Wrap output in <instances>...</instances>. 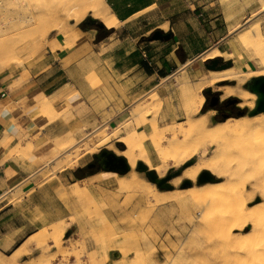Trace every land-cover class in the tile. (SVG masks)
I'll list each match as a JSON object with an SVG mask.
<instances>
[{"label":"rangeland","instance_id":"rangeland-1","mask_svg":"<svg viewBox=\"0 0 264 264\" xmlns=\"http://www.w3.org/2000/svg\"><path fill=\"white\" fill-rule=\"evenodd\" d=\"M82 1L0 0V44H2L0 51H3V58H6L7 61L2 66L0 64V79L14 78L10 84V88H13L25 81L30 72L39 74L42 79L43 76L49 74L58 75L62 73L61 69L57 71L58 68H62L69 78H78L84 74L90 76L91 72L95 70L103 79H107L113 69V64L118 58L114 55L118 48L124 47L126 51H129L131 47L138 43L142 46L159 44L164 38L162 36L160 39L153 40L152 36L155 31L162 35L168 34L169 38L171 37V33L166 32L167 23L146 34L149 29L160 21L159 16L154 11L133 19L124 26L118 24L115 28H109L110 24L107 25L105 21L101 22L100 20H96L99 22L100 28H90L87 24L81 27L80 24L90 16L88 11H86L80 22L75 23V20L70 19L62 10L79 4L80 11L82 10L83 13L84 3ZM209 2L214 4L209 7ZM262 2L264 0H189L190 8H196L195 15L200 14L194 19L186 16L188 3L185 0H170V3H166V6H169L168 14H174L172 16L174 22L178 20L183 22L188 19L198 29L194 35L191 50L201 43L199 37L206 36L209 30L212 38H220L224 35L226 29L232 30V28H235L225 37V44L219 48L220 52L213 48L202 55L198 68L195 67L198 73L194 82L190 83L184 77H176L170 79L167 85L168 90L172 93L170 98L175 106H179V109L186 115L198 113L196 118H192L193 121L198 120L199 114H206L207 127H212L217 123H221L223 114L228 116L226 120L237 119L236 106L241 102L238 98L237 103L232 104L236 110L224 111L218 114L216 109L223 101L231 98L224 97L220 89L227 86L233 87L235 82L220 81L208 85V73L211 70H208L205 64H209L211 59H218L217 66L228 61L231 62V66L226 69L233 67L243 72L260 69L258 61L248 57L250 53L239 43L234 31L236 29L243 30L248 24L259 23L260 31L264 35V10H260ZM82 7L83 9H81ZM177 11L180 12L178 14L182 15H178ZM80 13L77 12L76 16ZM216 13H221L223 16L217 15L218 21H213L216 17L211 16ZM63 18L68 20L65 21ZM205 23L209 29L203 27ZM101 28H104V30L102 31ZM105 30L108 31L107 36L99 39L98 36H102ZM86 43L89 46L86 47ZM91 43L94 45L93 52L98 53V57L91 56ZM11 49L14 54H7ZM255 49H253V53H256ZM176 52L181 53V49L179 48ZM212 54L218 55L209 58ZM240 58L246 62L249 59L250 61L243 66ZM20 72L24 77L17 76ZM110 76L111 79L105 81L115 86V90L120 95V98L115 99V101L120 100L117 103V105H120V102L126 98L124 97L125 92L123 93L125 87L132 85L131 90L134 91L137 88L138 77L126 84L118 76H112L111 74ZM105 81L103 83H106ZM245 84L246 82L241 86L243 89H245ZM197 89L204 97L205 110L203 113H200L201 108L194 111L193 98ZM150 93L136 100L121 111L119 115L109 117L105 114L102 116V120L105 119V121H100V125L96 129L86 135H84L85 130L80 131L83 136L79 140H76L70 132L61 137L47 135L45 153L42 152L43 147L27 145V152H32L35 149H37V152H42L40 158L43 163L51 157L57 160L53 166L48 165L40 177L35 176L31 181V186L36 188L41 186L43 182L50 183L49 186L52 187L50 198L48 199L46 194L39 191L34 193V203L36 206L45 207V211L46 207H50L52 223L31 236L21 248L18 256L26 252L25 247L28 243L29 250H31L30 245L35 247L32 254L22 259L19 257L16 259L14 257H0V264H238L239 260L236 253H240V250L235 246L242 240L248 242L251 247L253 244L256 245L257 240L254 237L252 238L250 233V224H247L243 230L230 229L229 224L224 226L218 224L219 220L226 219L229 216L232 208L237 210L234 199H230L228 204L224 206L202 205L194 197L192 199L189 190L194 187L205 186V184L206 186L207 184L211 185V187L208 186L209 188L206 187L205 193L207 191L227 193L225 188L227 183L225 182H227L229 171L225 169H221V174H219L220 172L216 174L212 171L211 174L209 171H204L197 175L195 184L189 179H183L184 177L181 176L183 170L193 166L202 156L196 155L179 166L171 164L169 161L162 178L179 172L168 181L171 190H158L154 184L147 181L144 173L136 170L137 163L132 170L123 175L116 172L105 174L108 178L106 183L109 188H100L95 195L86 191L83 180L76 179L73 172L77 168H84L89 164L93 154H97L107 147L118 152L123 151L125 146L117 142L118 139L132 132H145L148 136L149 132L152 133L154 123L161 131H166L164 134L166 137L160 139L163 148H166V146L171 147V142L172 144H180L183 139L192 141L194 138L199 139L203 136L202 129L199 126L197 132L191 131V125H188L190 117L186 118L185 122L180 125L165 127L164 121L159 118L163 101L162 95L159 98L156 94ZM215 94L219 95L218 104L216 107L211 108L209 103L213 100ZM188 101L192 104V107L187 104ZM94 108L96 110L101 107L94 105ZM242 108L250 110L246 107ZM39 113L40 115H47L49 121L60 115V112L52 106L48 109H39ZM147 115H150V119H146ZM241 117L251 118L246 113ZM92 118L94 119V115L84 114L82 116L83 127L92 125ZM140 120L144 124H141ZM171 129L175 134L171 133L173 131L169 132ZM258 129V131L249 132L250 135L248 136L246 134L243 136L245 140L249 141L248 143L253 142V146L259 145L256 147L257 149L252 148L254 152L250 149L259 156V161L254 164L256 166L253 170L251 168L240 170L242 168H238L237 163L232 162L233 165L231 164L233 168L231 172L234 175L233 180L240 182V185L247 182L245 183V196L246 198L252 196L253 199L251 198L246 207L255 209L253 212L254 217L264 216V192H261L264 191V171H262L264 169V156L260 157V154L264 155L261 152V149H264L261 145L264 144L262 143L264 142V128L261 131L260 128ZM107 134H111L113 138L106 144L99 145L102 137ZM240 137L233 136L232 140L228 137V140L224 139L225 149L227 148L231 152L235 151L236 147L239 146ZM201 139L199 140L201 141ZM234 143L235 148L233 150ZM143 144L147 156L149 151L151 153L153 159L151 165L160 167V160L150 140L146 138ZM90 148H92L91 153L88 151ZM213 149L214 147L207 146L206 154L203 156L204 159L210 157ZM258 149L260 150L259 153L257 152ZM250 153L247 154L252 155ZM189 162H192V164L182 169ZM81 164L84 165L80 167ZM77 165L79 167H76ZM234 167L237 169L234 170ZM66 168H70L66 179L61 180V182L56 180L54 178L56 172ZM96 170L85 171V173L88 174V172H95ZM131 172L138 173L140 178L142 177L150 185H153V190L162 193V195L164 194V196L160 199L152 198L147 194L150 190L138 184L135 187L124 186L120 188L115 177L112 176L114 174L115 176L128 178ZM202 174L208 176L204 177ZM52 177L53 179L50 180ZM258 180L259 185L256 186L257 189L255 188L253 193L251 191L254 189L253 182ZM186 181L188 183H185ZM60 183L63 187H60ZM72 183L75 184L71 185ZM167 196L169 197L166 198ZM262 245H264V242H262ZM259 247L256 246L257 249L253 254L254 256H252L253 264H256L257 258L261 255L262 248H264ZM251 249L253 251V248ZM248 254L245 255L244 259Z\"/></svg>","mask_w":264,"mask_h":264},{"label":"crops","instance_id":"crops-1","mask_svg":"<svg viewBox=\"0 0 264 264\" xmlns=\"http://www.w3.org/2000/svg\"><path fill=\"white\" fill-rule=\"evenodd\" d=\"M104 1L110 9L109 28H115L118 24L124 26L133 19L154 11L160 21L146 34L167 23L166 32L171 33V37L154 46H142L138 43L129 51H126L124 47L115 51L114 55L118 58L112 66L113 69H110V74L118 76L126 84L138 77L137 88L134 91L131 90L132 85L125 87L123 93L125 92L124 97L126 98L120 102V105H117L120 100L115 101L120 98L115 86L105 81L111 79L110 74L107 79H103L95 70L91 72L90 76L84 74L78 78H69L62 68L57 70L61 69L62 73L49 74L43 76L42 79L39 74L30 72L25 81L13 88H10V84L14 78L0 79L1 258L14 257L16 259L19 257L22 259L32 254L35 247L30 245L31 250H29L28 243L25 247L26 252L18 256L21 248L31 236L52 223L50 207H46L45 211V207L36 206L34 203V193L39 191L46 194L48 199L50 198L52 192L50 183L43 182L38 188L31 186V181L35 176L40 177L48 165L53 166L57 161L53 157L45 160L44 163L41 161L42 152L45 153L44 149H46L47 135L61 137L70 132L76 140H79L83 136L80 131L85 130L84 135H86L96 129L100 125V121H105V119L102 120V116L105 114L109 117L119 115L129 105L150 92L159 98L162 95L163 101L159 118L164 121L165 127L180 125L188 117L196 118L198 113L186 115L179 109V106L172 103L170 98L172 93L168 90L167 85L170 79L176 77H184L186 81L194 82L198 73L195 67L198 68L202 55L213 48L220 52L219 48L225 44V37L235 29H226L220 38H212L209 30L206 36L199 37L201 43L191 50L190 47H192L194 35L198 29L188 19L183 22L173 21L174 14H168L169 6H166L170 0ZM185 1L189 2V0ZM211 4L214 3L209 2V7ZM186 9L187 17L194 19L200 16V14L195 15L196 8L191 9L189 3ZM217 15L223 16L221 13H216L211 16L216 17L213 21H218ZM208 23L210 24V21ZM203 27L209 29L206 23L203 24ZM85 46L87 47L89 44L86 43ZM93 48L94 45L91 43V56L98 57V53L93 52ZM179 48L181 53L176 52ZM249 61L250 59L247 62L243 60L241 63L244 66ZM143 65L146 66V69ZM17 76L24 77L22 72ZM119 86L123 88L121 84ZM44 96L48 97L51 106L60 112V115L54 120L49 121L47 115L39 113L38 101ZM94 105L101 108L95 110ZM84 114L94 115L92 125L83 127L82 116ZM146 119H150V115H147ZM140 121L141 124H144L142 120ZM167 135L169 136V134ZM27 145L43 147V151L37 152L35 149L32 152H27ZM148 157L152 164L153 159L150 151ZM82 165L84 164H81L80 167ZM69 169L57 171L54 178L61 182L66 179ZM107 173L109 172L98 171L80 180L85 182L86 191L95 195L100 188H109L106 183L108 178L105 176ZM60 187H63L61 183Z\"/></svg>","mask_w":264,"mask_h":264},{"label":"bare ground","instance_id":"bare-ground-1","mask_svg":"<svg viewBox=\"0 0 264 264\" xmlns=\"http://www.w3.org/2000/svg\"><path fill=\"white\" fill-rule=\"evenodd\" d=\"M82 3H84L83 13L81 12L82 10L80 11V7L78 6L79 4L74 5V6H69L67 9L64 8L62 11H65L63 13H66L70 19L75 20V23L80 22L84 18L86 11H88L90 14V17L97 19V20H100L101 22L105 21L107 23V25L110 24L108 22V19L110 18V9L106 5L104 0H83ZM81 9H83V7ZM260 10H264V2L261 3ZM77 12H79V13L81 12V13L78 16H76ZM63 20H65V19L63 18ZM66 20H68V19H66ZM258 24L259 23H256L254 25L248 24L245 26V28L243 30H239V29L237 30L236 29L234 32L237 35L236 38L239 41V43L244 47V49H246L250 53L248 55V57L250 59H256L258 61L259 65H260L259 70H252V71L250 70L248 72H243V71H238V69H235L232 67V68L225 69L222 71H209V73H208V77H209L208 85H213V84H216L217 82H220V81L235 82V86L223 87L220 90H222L224 97L238 98L241 101L240 103H238V107H240V108L246 107L248 109H252L254 106V101L256 99L255 94L249 92L246 89H243L241 86L245 82L250 80L251 78L264 76V35H262ZM66 26H65V28H66ZM57 28L61 29L60 27H57ZM0 43H1V39H0ZM1 45L2 44H0V47H1ZM255 48L256 49L258 48V50H256ZM253 49H255L256 53L252 52ZM257 51H259V52H257ZM2 52L3 51H0V64H1V66L7 62L6 58H3ZM7 54L13 55L14 51H12V49H11L10 51H8ZM217 55L218 54H215V55L212 54L211 56H209V58H214ZM240 59L242 60V58H240ZM40 99L41 100L38 101L39 102L38 103L39 109H48L51 107V103H50V100L48 97L44 96ZM190 99H192V98H190ZM203 102H204V97L200 93V90L197 89V91L194 95V98H193V103L195 104V109L193 108L194 111L195 110L198 111V109L201 108ZM187 104L192 107V104L189 103V101L187 102ZM187 109H185L186 113H188ZM190 110H191V108L189 109V111ZM206 113H208V112H206ZM197 118H198L197 121H193L192 118H189L188 119V125H191V131H193V132L198 131V126H199V128L202 129L203 136L200 137V138H202L201 141L199 140L200 138L199 139L194 138L192 141H187V139H183V142L180 144H176V143L172 144V142H171V145H172L171 147L166 146V148H163L160 139H163V137H166V136H164L166 131L165 130H164V132L161 131V129L158 128L156 123H154L152 126V130H151L152 133H150V132L148 133L149 137L147 136V134L145 132H139V133L132 132L131 134H127L124 137L117 140V142H120L125 146V149L123 151L118 152V151H115L114 149H111L108 147L106 149L109 151H112L117 156L124 157L127 164L130 167V170H132V168L136 165V163L142 162L144 165L147 166L148 170L155 171L159 178L163 177V175L166 171V168H167V164L169 165V161L171 162V164L173 163L174 165L179 166V165L187 162L188 160H190L191 158H193L196 155H199V157L202 156V158H200L198 162L194 163L193 166L187 167L185 170H183L181 176H183L184 178L180 176L181 178L189 179L195 184L197 175L203 173L204 171L205 172L209 171L211 174H212V171L216 172V174H217L221 171V169H225L226 171H229L228 175H227L228 176L227 182H225V183H227V185L225 184L226 185L225 188L227 190L226 191L227 193L222 194L220 191L219 192L207 191V193H205V190H207L206 187H208V186L211 187V185H208V184H207V186L205 184V186H198L196 188L195 187L191 188V190H189V192L192 196V199L194 197L195 200H197L200 204L208 205V206H215V205L224 206V205L228 204L230 199L231 200L234 199V201L236 203L237 210L232 208L230 210L229 216L226 219L219 220L218 224L220 226H224V225L229 224L230 229L231 228L232 229L237 228L238 230H243L247 224L251 225V229H250L251 232L250 233L252 235V238L254 237V239L257 240L256 245L253 244V242H252L253 245L251 247L248 245L249 244L248 242L242 240V241H240L241 243L239 242V244L235 246V248L237 247L240 250V253H236V257H238L237 259L239 260L238 264H253L252 256H254L253 254H254L255 250L257 249L256 246L257 247H259V246L264 247V245H262V242H264V216L254 217L253 212L255 209H248L246 207L252 198V196H250L249 198H246V196H245V193H246V184L245 183H247V182L241 183V185H240V182H238V181H237L238 183L235 182V180H233L234 175L231 172V170H233L232 162L237 163L236 165H239L238 168L239 167L242 168L240 170H246L249 168H251L253 170L254 166H256L254 164H256L259 161V156L256 155L257 153H255V154L253 153L254 152L253 149L254 148L257 149L256 147L259 145H257V143H255L257 146H253L254 145L253 142L248 143L249 141L245 140V138L243 136L245 134H246V136L250 135L249 132H253L256 130L258 131L259 130L258 128H260V131L262 128H264V113H259L257 116L251 117V118L241 117V118L233 119L231 121H229V119H228V120H225L224 122L217 123V124L213 125L212 127H207L208 121H207L206 114L205 115L199 114ZM178 129L180 130L181 127ZM171 131H173V130L171 129L169 132H171ZM171 133H174V131ZM254 134H256V133L254 132ZM172 136H173V134H172ZM233 136H237V137L242 136L243 138L240 137L241 138L240 141L238 139L239 146L236 147L235 151L231 152V150L229 151L227 148H226L227 150L225 149V147H224L225 145H223V140L227 139V137H228V139L231 138V140H232ZM253 137H254V135H253ZM112 138H113V136L111 134L110 135L109 134L104 135L102 137L99 145L106 144ZM146 138H148L150 140L152 146L154 147V149L156 151L155 153H157V156H158L160 163H161L160 167H157V166L153 167L150 163L149 157L146 154V150H145V147L143 144V142ZM262 143H264V142H262ZM234 145H235V143L233 144V150L235 148ZM261 145H262V148H264V144H261ZM207 146H210V147L212 146V147H214V149L211 152L210 157L204 159L203 156L206 154ZM91 149L92 148L88 149V151L90 152ZM241 149H243V150H241ZM250 149L253 152L250 151ZM259 151L260 150L258 149L257 152L259 153ZM91 152H92V150H91ZM248 152L249 153L251 152L252 155L247 154ZM261 152L264 153V149H261ZM262 156H264V155L260 154V157H262ZM260 162H262V161H260ZM257 165L259 166V163ZM256 168H258V167H256ZM236 169L237 168L234 167V170H236ZM259 170H261V169H259ZM262 171H264V169H262ZM219 174H221V172ZM202 175L204 177L208 176L206 174H202ZM113 177H115L117 185L120 188L124 187V186L135 187L138 184V185H142V186H145L146 188H148V190H150V191L147 194L149 196H151L152 198L160 199L164 196V194L162 195V193H157L155 190H153V185H150L147 181L142 179V177L140 178L138 176V173H136V172H131L128 178H125L122 176H115V175H113ZM180 177H179V179H180ZM215 178H217V177H215ZM261 183H262V181H261ZM258 185H259V180L253 182V188L254 189L251 190L253 193L255 191L256 186L258 187ZM151 189H152V191H151ZM223 190H224V188H223ZM247 192H250V191H247ZM261 192H264V191H261ZM247 195H249V194H247ZM165 196H166V194H165ZM168 197L169 196H167L166 198H168ZM253 197H254V195H253ZM228 236H230V235L228 234ZM260 242H261V245H260ZM262 247H259V248H262ZM251 248H253V251ZM262 250H264V248H262ZM262 250H261V255L257 258L256 264H264V252H262ZM258 251H259V249H258ZM247 253H249V254L244 259L245 255ZM231 255H232V253H231ZM233 257H235V256L233 255Z\"/></svg>","mask_w":264,"mask_h":264},{"label":"water","instance_id":"water-1","mask_svg":"<svg viewBox=\"0 0 264 264\" xmlns=\"http://www.w3.org/2000/svg\"><path fill=\"white\" fill-rule=\"evenodd\" d=\"M87 18L91 21L97 20V19H94L90 16H88ZM162 36L164 38L163 40H167L169 38L168 34L162 35L158 31H155L153 36H152V39L157 40V39H160ZM217 63H218V59H211L209 61V64H205V67L211 71H220V70L226 69V68L231 66L230 61H228V62H226L220 66H217ZM244 88L246 90H248L249 92L255 94L256 99L254 101L253 108L250 110H246V109L239 108L238 106H236L237 107L236 118L244 116L245 113L249 117H251V116H254L258 113L264 112V76L251 78L250 80H248L246 82ZM223 102L227 103V104H236L237 98L231 97V98L226 99ZM217 104H218V98L216 96H214L213 100L209 103V106L211 108H213ZM227 118H228V116L226 114H223L221 122L225 121ZM93 159H96L97 164H98L97 168H95V169H99L101 171L116 172L120 175H123L130 170V167L127 164L124 157L117 156L112 151H109L106 149L101 150L97 154H93ZM190 164H192V162L185 164L182 167V169L189 166ZM86 167L87 168H94L95 166L93 165V163H89L86 165ZM136 170L138 172L144 173V176L147 179V181L154 184L158 188V190H161V191L162 190L163 191L164 190H171V185L168 183V181L172 177L176 176L179 173V172H176L173 175L169 174V175L165 176L164 178H159L155 171L148 170L147 166L144 165L142 162L137 163ZM200 179L202 180V178H200ZM185 183H188V181H186Z\"/></svg>","mask_w":264,"mask_h":264},{"label":"trees","instance_id":"trees-1","mask_svg":"<svg viewBox=\"0 0 264 264\" xmlns=\"http://www.w3.org/2000/svg\"><path fill=\"white\" fill-rule=\"evenodd\" d=\"M84 24H87L90 28H100V25H99V22H97L96 20L95 21H91L89 20L88 18H86L80 25L81 27H83ZM102 31L104 30V28H101ZM99 33V32H98ZM107 33L108 31L105 30V33L101 36L99 35L98 38L99 39H103L107 36ZM144 69H146V66L143 65ZM148 71V70H147ZM218 110V114L220 113H223L224 111H233V110H236V108L232 105V104H227V103H224L222 102L220 105L217 106L216 108ZM205 110V103L203 104V106L201 107V110H200V113H203ZM94 170V169H91V168H87L86 166L84 168H77L73 174L74 176L76 177V179H82L88 175H91V174H94L96 172L99 171V169H95L96 171L95 172H88L85 173V171H90V170Z\"/></svg>","mask_w":264,"mask_h":264},{"label":"flooded vegetation","instance_id":"flooded-vegetation-1","mask_svg":"<svg viewBox=\"0 0 264 264\" xmlns=\"http://www.w3.org/2000/svg\"><path fill=\"white\" fill-rule=\"evenodd\" d=\"M215 96L218 98L219 97V95L218 94H215ZM212 100V99H211ZM210 100V101H211ZM217 105H215V107H216ZM90 163H93V165L95 166L94 168H91V169H95V168H97V166H98V164H97V160L96 159H93L92 158V160H91V162Z\"/></svg>","mask_w":264,"mask_h":264}]
</instances>
